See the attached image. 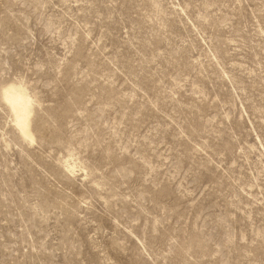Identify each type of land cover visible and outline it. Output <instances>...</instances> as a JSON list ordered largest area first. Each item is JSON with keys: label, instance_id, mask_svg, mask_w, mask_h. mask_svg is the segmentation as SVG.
<instances>
[{"label": "rangeland", "instance_id": "rangeland-1", "mask_svg": "<svg viewBox=\"0 0 264 264\" xmlns=\"http://www.w3.org/2000/svg\"><path fill=\"white\" fill-rule=\"evenodd\" d=\"M0 264H264V0H0Z\"/></svg>", "mask_w": 264, "mask_h": 264}, {"label": "bare ground", "instance_id": "bare-ground-1", "mask_svg": "<svg viewBox=\"0 0 264 264\" xmlns=\"http://www.w3.org/2000/svg\"><path fill=\"white\" fill-rule=\"evenodd\" d=\"M3 99L11 110L15 123L20 132L27 138H32V134L29 129V118L31 113L30 100L26 93L12 86H9L3 90Z\"/></svg>", "mask_w": 264, "mask_h": 264}]
</instances>
